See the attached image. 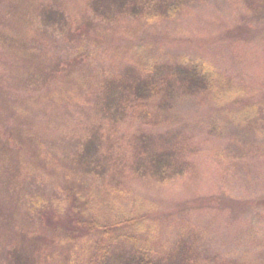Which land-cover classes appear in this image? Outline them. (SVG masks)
<instances>
[{
    "label": "rangeland",
    "instance_id": "rangeland-1",
    "mask_svg": "<svg viewBox=\"0 0 264 264\" xmlns=\"http://www.w3.org/2000/svg\"><path fill=\"white\" fill-rule=\"evenodd\" d=\"M116 6L115 0H0V138L34 135L18 153L0 147V264H14L18 248L20 259L55 264V242L65 233L55 214L71 217L74 197L67 192L77 189L102 204L95 221L146 217L145 228L140 222L126 228L137 241L157 226L155 259L166 264H241L248 256L261 264L264 132L256 129L264 120L234 113L264 103V0H186L170 15L97 14L96 8L117 13ZM182 54L208 58L249 93L243 88L240 101L217 104L205 94L178 97L175 89L168 108L129 103L118 118L107 115L120 76L146 70V56L169 64ZM7 92L15 94L12 104L2 100ZM144 135L156 138V150H172L163 139L179 135L189 160L184 173L165 185L138 176L132 155ZM91 136L102 137L100 150L111 157L101 177L76 161ZM37 197L48 198L41 213ZM30 228L39 234L36 244Z\"/></svg>",
    "mask_w": 264,
    "mask_h": 264
},
{
    "label": "trees",
    "instance_id": "trees-1",
    "mask_svg": "<svg viewBox=\"0 0 264 264\" xmlns=\"http://www.w3.org/2000/svg\"><path fill=\"white\" fill-rule=\"evenodd\" d=\"M115 2L118 5L116 8L119 9L117 13L106 14V10L96 8L97 14L105 16V18H111L118 13L136 16L149 14L150 12L154 16L170 15L171 11L177 13L182 11L186 0H115ZM146 57L148 60V63H144L146 70L143 72L133 70L131 76H120L118 78L116 104H113V108L107 105L109 109L107 115L110 118H118L122 113V106L129 103L148 105L151 102L161 109L168 108L170 106L169 97L172 100L175 99L173 95L175 89L179 90L178 97L181 93L205 94L206 97L210 96L217 104L225 101H240V96L247 95L244 89L249 93L245 87L233 84L234 81L228 78L208 58L182 54L175 61L168 64L161 58ZM10 97H15V94L7 92L2 96V100L4 103L12 104ZM163 97L167 99V102H163ZM18 99L23 104L27 101L25 95H19ZM234 114L238 120L244 119L245 121L246 118H251L253 115H259L264 120V103L244 108ZM0 122H3L1 115ZM258 130L264 132V128H258L256 132ZM33 136H26L23 140L14 141L8 134L5 141L0 138V147H11L12 152L18 153V149H22L26 141ZM178 136L173 135L168 140L163 139V141H166L164 146H168L172 150H156L154 145L158 146L159 144H156V138L153 136L136 137L135 153L132 155L133 167L130 164L128 166L134 168L138 176L146 177L147 174V176L157 178L160 185H165L168 180L175 178L174 173L176 175L183 174V169H187L189 164L188 156L183 149V141ZM101 142H103L101 136L89 137L82 145V152L76 156L77 163L82 165L88 174L96 177L106 174L107 168H105L103 160H111L110 156L107 157L106 153L100 150ZM77 190L67 192V195L71 193L74 197L69 205L72 209L71 217L63 218L59 213L56 212L55 214V219L60 220V222L57 220L55 222L61 227L59 229L65 232L61 236H57L59 241L55 242V252L52 253L55 264H166L167 259L165 260V258L155 259L157 250L153 242L155 234L158 232L157 226H148V232L144 240L141 237L137 241L130 235H126V228L130 226V222H133V225L140 222L145 228L146 217L140 213L133 219L115 218L100 223V221H95L96 214L94 211L99 209L102 204H99L97 199L92 203L91 200H87L83 191ZM65 191L67 190L65 189ZM78 198L82 202H79ZM106 202L108 204V201ZM47 203L48 198L37 197L34 203L36 212L45 211L43 209L47 207ZM61 220L64 222L62 223ZM134 228L140 233L144 229ZM228 229L232 231L234 224L228 225ZM78 231L81 234H78ZM27 234L30 239H34L36 244V240L39 238L37 235L39 234L35 232V228H30ZM255 241L257 242L258 239L255 238ZM62 245L63 250L58 252ZM122 245L124 247L121 248ZM262 246L264 247V244ZM179 247L182 246L179 244L178 249ZM20 251L18 248L12 253L14 254L12 255L14 264H33L34 260L31 257L28 259V257L21 256L20 259L18 257ZM257 259L261 261V264H264V249L261 250L258 247ZM241 264H252L250 257L244 258Z\"/></svg>",
    "mask_w": 264,
    "mask_h": 264
}]
</instances>
